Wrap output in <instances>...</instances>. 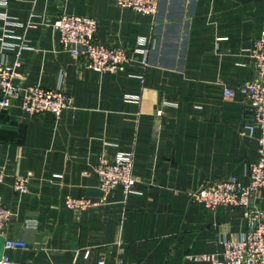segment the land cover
<instances>
[{
	"label": "crops",
	"instance_id": "crops-1",
	"mask_svg": "<svg viewBox=\"0 0 264 264\" xmlns=\"http://www.w3.org/2000/svg\"><path fill=\"white\" fill-rule=\"evenodd\" d=\"M61 13L99 20L98 40L143 52L118 71H97L62 48ZM264 0H161L154 15L115 0H0V61L16 59L15 83L63 86L71 106L59 118L32 115L22 94L0 109V199L13 215L4 248L14 264H209L223 241L248 229L245 207L214 211L191 200L208 181L235 174L246 183L259 155L243 133L245 97L225 96L254 76L253 39ZM21 48V54L18 50ZM2 95L0 94V99ZM134 153L135 191L105 199L100 157ZM30 174L28 192L14 176ZM94 202L85 209L67 197ZM264 208V192L256 201Z\"/></svg>",
	"mask_w": 264,
	"mask_h": 264
},
{
	"label": "built area",
	"instance_id": "built-area-1",
	"mask_svg": "<svg viewBox=\"0 0 264 264\" xmlns=\"http://www.w3.org/2000/svg\"><path fill=\"white\" fill-rule=\"evenodd\" d=\"M117 5L135 12L156 16L160 11L161 0H115ZM59 33L63 49L70 51L77 59L83 58L84 65L97 71H118L126 63L135 59L142 48H129L121 44H104L98 40L99 20L89 15L61 13L53 22ZM21 54V48L18 55ZM250 58L254 76L237 87L223 86L225 96L240 92L245 97V119L243 133L255 137L258 142V157L251 162L248 182H242L235 174L208 181L198 190L190 193V198L214 211L218 206L242 205L248 220L247 231L239 238L225 239L221 257L200 255L209 264H264V208L256 204L259 194L264 192V28L255 37L250 48ZM21 62L16 59L12 65L0 61V109L10 108L22 94V107L32 115L51 113L59 118L71 106L69 93L63 86L44 87L39 84L21 86L15 83L17 68ZM134 153L122 152L114 158L101 156L96 167L99 188L104 198L117 187L128 194L135 191L136 179L133 175ZM30 174L14 176L13 187L20 193L28 192ZM7 172L0 166V182ZM71 208L85 210L94 202L84 197H67ZM13 211L0 199V238H4V248L23 247L26 243L8 238L6 231ZM0 264H14L9 255L0 256ZM99 264H105L104 260Z\"/></svg>",
	"mask_w": 264,
	"mask_h": 264
}]
</instances>
